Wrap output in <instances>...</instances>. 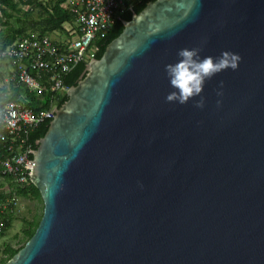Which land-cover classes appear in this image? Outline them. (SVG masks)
<instances>
[{
    "label": "water",
    "instance_id": "water-1",
    "mask_svg": "<svg viewBox=\"0 0 264 264\" xmlns=\"http://www.w3.org/2000/svg\"><path fill=\"white\" fill-rule=\"evenodd\" d=\"M90 60L28 166L6 264H264V0H154Z\"/></svg>",
    "mask_w": 264,
    "mask_h": 264
},
{
    "label": "built area",
    "instance_id": "built-area-1",
    "mask_svg": "<svg viewBox=\"0 0 264 264\" xmlns=\"http://www.w3.org/2000/svg\"><path fill=\"white\" fill-rule=\"evenodd\" d=\"M23 12L39 8L50 0H10ZM141 0H66L61 7L72 15L63 30L40 34L29 30L6 43L0 37V63L4 71L0 76V141L7 153L0 151V183L12 182L20 188L33 184L28 166H34L28 135L41 124L52 120L59 101L70 87L64 84L66 76L80 63H88L98 51L101 41L121 14L132 10ZM129 2V3H128ZM11 11L0 0V36L7 26L5 11ZM8 36V34H5ZM5 44V45H4ZM13 86L35 93L38 99L49 94L50 108L34 110L26 100L6 99ZM25 99V97H23ZM32 156V157H30ZM10 179V180H8ZM7 198L0 203V240L7 230L8 217L14 215L18 196L5 192Z\"/></svg>",
    "mask_w": 264,
    "mask_h": 264
},
{
    "label": "trees",
    "instance_id": "trees-1",
    "mask_svg": "<svg viewBox=\"0 0 264 264\" xmlns=\"http://www.w3.org/2000/svg\"><path fill=\"white\" fill-rule=\"evenodd\" d=\"M4 4L8 5L11 11H5V16L7 21H4L7 28L5 32L9 33V37L6 40V43L12 42L16 35H21L26 33L29 29L33 31H37L40 34H47L51 33L55 30H63V25L71 21L72 15L64 10L61 7V4L64 3L66 0H50L47 5H44L42 2H38L35 4V0L32 1V4H35L39 11L37 12L35 9L29 12H23L21 9L18 8L16 4H14L10 0H1ZM154 0H141L140 2H136L133 5L132 10H126L121 14V18L116 21V23L112 26V28L108 31L105 37L97 42L98 44V51L95 55V58L100 59L105 52L107 46L116 39L124 29V21H130L134 13H140L146 5ZM129 3V2H128ZM38 15V18H34ZM5 45V44H4ZM87 63H80L78 64L64 79V84L68 87H73L78 84L80 81V77L85 72ZM15 92L12 96L13 100H26L27 104L34 110L39 109H49L50 108V100L49 94H44L41 99H38L37 95L34 93H30L23 87L15 88ZM22 96V97H21ZM25 97V99L23 98ZM22 98V99H21ZM68 100V96H64L58 104V108L63 106ZM51 120L46 121L45 123L41 124L36 130L32 131L28 135V142L31 144V148L33 150L37 149V141L43 138L49 128V123ZM0 151L3 155L7 153V149L3 142L0 141ZM32 157V156H30ZM10 180V179H8ZM3 185L4 183H0ZM12 184V183H11ZM14 185V184H13ZM16 186V185H15ZM16 194L18 197H24L28 199H36L42 201V197L38 188H36L33 184L27 188H20L16 186ZM7 198L5 193H0V200L2 202ZM43 202V201H42ZM43 216V214H42ZM34 219L33 221H25V225L23 228V235L24 240L27 242L32 236L35 234L37 227L42 219ZM13 217L11 215L8 217V224L7 230L3 234V237L6 235L7 231L12 227L13 224ZM21 248L15 249L9 245H6L4 249L5 258L0 261V264H6Z\"/></svg>",
    "mask_w": 264,
    "mask_h": 264
},
{
    "label": "rangeland",
    "instance_id": "rangeland-1",
    "mask_svg": "<svg viewBox=\"0 0 264 264\" xmlns=\"http://www.w3.org/2000/svg\"><path fill=\"white\" fill-rule=\"evenodd\" d=\"M34 18H38L35 14ZM4 66L0 65V70H4ZM16 89H12L14 92ZM12 182L0 184V193L12 192L16 194V186ZM17 196V194H16ZM18 204L13 217L12 227L7 231L6 235L0 240V261L5 258L4 249L6 245L18 249L26 244L23 235V228L25 221H33L35 218L38 220L43 214L44 203L36 199H28L24 197H17ZM2 200H0V203Z\"/></svg>",
    "mask_w": 264,
    "mask_h": 264
},
{
    "label": "crops",
    "instance_id": "crops-1",
    "mask_svg": "<svg viewBox=\"0 0 264 264\" xmlns=\"http://www.w3.org/2000/svg\"><path fill=\"white\" fill-rule=\"evenodd\" d=\"M38 12V11H37ZM29 30H31V29H29ZM28 30V31H29ZM33 31V30H32ZM37 32V31H36ZM6 34H8V36H6V35H1L0 37L2 38V39H4L5 41L8 39V37H9V33H6ZM24 34V33H23ZM17 36V35H16ZM16 38V37H15ZM0 65H2L1 63H0ZM4 70H0V76H1V73L3 72ZM15 88H17V87H15ZM13 86H11V87H9V88H7L6 90L7 91H11L8 95L6 94L4 97L6 98V99H12V96H13V94H14V92H12V89H15ZM19 88V87H18ZM35 94V93H34ZM22 97V96H21ZM22 99V98H21ZM13 100V99H12Z\"/></svg>",
    "mask_w": 264,
    "mask_h": 264
}]
</instances>
